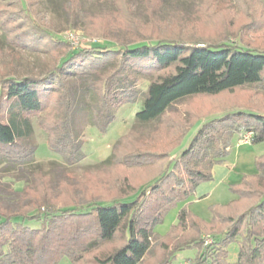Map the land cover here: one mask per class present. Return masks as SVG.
I'll return each mask as SVG.
<instances>
[{
	"label": "trees",
	"instance_id": "1",
	"mask_svg": "<svg viewBox=\"0 0 264 264\" xmlns=\"http://www.w3.org/2000/svg\"><path fill=\"white\" fill-rule=\"evenodd\" d=\"M9 1L22 17L0 11L1 41L14 50L45 52L55 64L39 75L0 79V172L16 171L22 182L17 189L0 180V264H56L62 258L70 264H170L175 252L190 247L197 254L189 264H264V153L256 158V172L232 187L237 198L215 206L209 221L182 208L167 233L152 237L170 207L212 179V168L229 152L233 135L239 139L250 131L251 144L264 141V109L248 103L219 112L202 108L187 122L190 128L202 120L178 156L171 151L189 128L178 136L165 132L162 146L131 157L138 165L148 163L149 176L118 195L108 193L112 187L102 190L71 177L61 166L53 176L33 169L39 146L30 141L36 126L62 164H77L85 156L73 130L81 106L78 92L91 93L90 122L105 132L116 108L137 101L140 76L150 79L135 119L163 117L178 133L182 118L166 116L175 103L263 85L264 49L227 37L184 42L153 34L74 47L39 25L27 0ZM128 139L124 134L114 144L105 168L117 165ZM206 233L212 234L210 242H204ZM230 240L239 242L234 263L226 260L224 246Z\"/></svg>",
	"mask_w": 264,
	"mask_h": 264
},
{
	"label": "rangeland",
	"instance_id": "2",
	"mask_svg": "<svg viewBox=\"0 0 264 264\" xmlns=\"http://www.w3.org/2000/svg\"><path fill=\"white\" fill-rule=\"evenodd\" d=\"M1 0L0 11L11 12L22 17L19 6ZM28 10L33 19L47 27L58 36L69 39L72 35L78 40L72 44L87 42L125 43L146 36L172 37L184 42L199 38L216 42L227 37L230 42H241L264 49V0H27ZM223 37V38H222ZM55 60L42 51L11 49L0 38V79L8 74L19 77L25 74L39 75L52 67ZM68 83L69 75L63 77ZM149 76L138 79L139 97L136 102L123 104L115 109V117L105 132H101L90 122L87 103L93 102L89 91H79L77 101L81 106L73 117V130L82 141L84 158L75 165H64L61 159L51 153L39 129L34 126L30 141L39 148L31 163L33 169L40 168L53 176L61 166L71 177L99 185L112 187L107 191L118 195L126 191L130 184L143 182L149 176L148 163L138 165L131 159L142 151L148 152L162 146L164 134H178L189 128L193 116H198L202 108L219 112L222 109L250 104L264 109V84L243 86L232 92L214 98L188 97L172 106L167 117L179 115L183 123L179 132H171L172 124L166 118L149 122H139L135 113L141 105L142 92ZM245 102V103H242ZM86 104V105H85ZM83 105V106H82ZM191 107V111H189ZM203 110V109H202ZM202 120L191 126L180 142L172 149V156H178L187 147L195 130ZM166 132V133H165ZM127 134L126 150L118 154L117 165L106 167L112 147L121 136ZM238 134L231 137L230 150L222 161L212 168V179L199 183L185 199L170 207L153 228V238L164 235L177 223L178 213L186 208L204 221L213 216L215 206L230 203L237 198L232 187L243 178L256 172V158L264 153V141L260 143H241ZM136 143L137 146H134ZM134 147H136L134 149ZM92 181H90V180ZM0 180L8 181L19 189L22 182L16 171L0 172ZM107 184V185H106ZM99 190V189H98ZM100 191V190H99ZM204 242H210L212 234L202 235ZM210 236V237H209ZM219 236L216 237L218 239ZM226 260L234 263L238 259L239 242L230 240L225 244ZM197 249L190 247L175 252L170 264H189L196 257ZM56 264H70L67 258Z\"/></svg>",
	"mask_w": 264,
	"mask_h": 264
},
{
	"label": "built area",
	"instance_id": "3",
	"mask_svg": "<svg viewBox=\"0 0 264 264\" xmlns=\"http://www.w3.org/2000/svg\"><path fill=\"white\" fill-rule=\"evenodd\" d=\"M68 40L71 41L72 44H75L78 42V40H76L75 37L73 39L72 35L69 36ZM251 140H252V133L250 131H246V132L242 133L240 135V138H239V141L241 143H250Z\"/></svg>",
	"mask_w": 264,
	"mask_h": 264
}]
</instances>
